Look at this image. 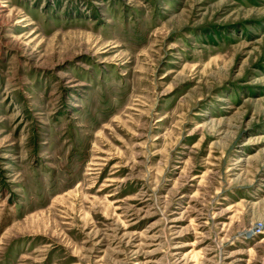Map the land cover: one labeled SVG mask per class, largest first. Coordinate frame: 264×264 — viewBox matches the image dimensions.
Returning a JSON list of instances; mask_svg holds the SVG:
<instances>
[{
  "label": "rangeland",
  "instance_id": "1",
  "mask_svg": "<svg viewBox=\"0 0 264 264\" xmlns=\"http://www.w3.org/2000/svg\"><path fill=\"white\" fill-rule=\"evenodd\" d=\"M0 264H264V0H0Z\"/></svg>",
  "mask_w": 264,
  "mask_h": 264
}]
</instances>
